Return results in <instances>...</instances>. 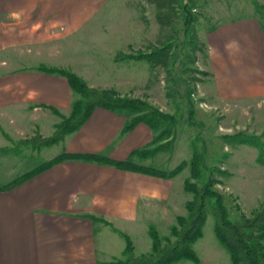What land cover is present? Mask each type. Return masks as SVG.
<instances>
[{"label": "crops", "instance_id": "1", "mask_svg": "<svg viewBox=\"0 0 264 264\" xmlns=\"http://www.w3.org/2000/svg\"><path fill=\"white\" fill-rule=\"evenodd\" d=\"M103 1L0 0V159L6 164L10 157L35 151L24 143L14 150L13 143L37 133L51 136L62 121L51 107L69 115L75 98L66 77L21 64L35 58L29 47L61 40L63 35L56 33L60 29L65 36L82 30L98 14ZM258 24L257 20L223 22L209 32L210 72L218 76L224 71L230 79L241 77L248 83L264 77V31ZM243 43L246 48H239ZM242 95L251 99L263 96L264 82L248 86ZM127 119L125 113L95 108L80 129L55 144L60 145L58 154L44 162L65 152L99 153L160 168L164 160L154 161L158 154L132 156L150 145L153 132L141 122L122 135ZM1 160L0 186L38 167L15 172V167H5ZM179 175L163 178L70 159L12 188L0 189V264H102L116 260L113 253L119 251L124 257L126 244L120 245L118 236L122 235L115 228L125 233L143 226L149 229L154 204L161 203L166 211L176 206V198L182 194ZM204 240L205 231L194 245L196 251L200 246L206 253V258L199 256L200 264H232L222 247ZM179 264L195 263L186 260Z\"/></svg>", "mask_w": 264, "mask_h": 264}, {"label": "rangeland", "instance_id": "2", "mask_svg": "<svg viewBox=\"0 0 264 264\" xmlns=\"http://www.w3.org/2000/svg\"><path fill=\"white\" fill-rule=\"evenodd\" d=\"M185 3L193 9L195 20L189 30L185 26ZM243 20H257L264 31V0H104L98 14L82 30L69 36L64 35V29L56 31L63 35L61 40L29 47L35 58L21 64L37 66L36 69L46 66L72 70L92 88L113 89L122 96L150 102L164 112L176 113L179 124L174 150L158 153L154 161L164 160L160 168L170 171L181 162L190 161L196 142L200 151L206 150L209 166L228 171L225 176L218 175L222 183L217 187L232 196V205L241 207V211H232V218H238L241 212L250 216L264 203V150L247 144H228L222 137L244 131L261 136L264 143V95L254 99L242 95L248 86L264 82V77H254L248 83L241 77L230 79L224 71L215 76L210 72L207 43L208 33L220 23ZM163 47L166 50L155 58H138ZM238 47L245 49L246 45ZM191 106L195 123L188 120ZM13 144L14 150L24 146L35 150L10 157L8 164L0 159L3 166L15 167V172L39 167L60 151V145L35 148L32 143ZM189 175L187 167L177 177L182 194L176 198L175 207L169 206L167 211L162 210L166 207L161 203L151 207V224L161 235L170 234V227L176 223L175 214L187 213L186 202L192 193L183 185ZM214 227L215 219L210 214L204 241L217 243L229 257L218 242ZM128 232L135 253L150 249L148 226ZM118 237L120 245L125 246V239ZM197 252L206 258L200 246ZM113 254L117 259L124 258L120 251Z\"/></svg>", "mask_w": 264, "mask_h": 264}, {"label": "trees", "instance_id": "3", "mask_svg": "<svg viewBox=\"0 0 264 264\" xmlns=\"http://www.w3.org/2000/svg\"><path fill=\"white\" fill-rule=\"evenodd\" d=\"M256 3V0H254ZM185 26L193 29V9L188 3L183 5ZM162 49L152 53L139 55L138 58H155L163 52ZM135 55H132V58ZM40 71L58 74L66 77L75 97L69 115H63L57 108L52 111L62 117L51 136H35L21 141L42 148L53 146L68 135L82 127L97 107H103L117 113H125L128 117L122 135L132 131L139 123L147 124L153 132V140L145 148L138 149L132 156L150 158L160 152H173L178 133V115L164 112L150 102L122 96L113 89H97L90 87L87 82L72 70L59 67L40 66ZM203 74H207L204 72ZM188 120L195 123L193 106L188 110ZM228 144H247L264 150L261 136L244 131L222 137ZM70 159H83L100 164L113 165L120 169L135 170L149 175L163 178H173L189 168L190 175L184 182V189L192 193V198L186 202L185 215H177L176 223L170 227L169 235H161L155 225L150 224L148 233L152 240L149 251L137 255L131 236L123 231L119 232L125 239L124 258L102 264H179L190 260L200 264L201 259L194 247L195 243L204 236V227L208 216L215 219V235L219 243L228 251L232 264H264V203L253 210L250 216L244 212L238 218H232V211H241L239 204L230 203V194L221 191L217 185L222 183L219 176H225L228 171L221 166H209L206 160V150L200 151L197 143H193V154L189 162L183 161L174 169L167 171L154 166L145 167L132 163L130 160L117 161L103 154H71L62 153L44 162L34 170L18 177L0 189L12 188L21 182L51 168L52 166ZM94 219L95 217L92 216ZM110 225L109 222L105 221Z\"/></svg>", "mask_w": 264, "mask_h": 264}]
</instances>
